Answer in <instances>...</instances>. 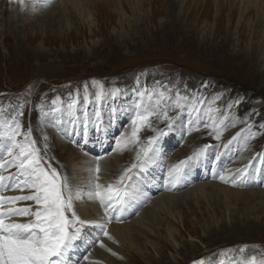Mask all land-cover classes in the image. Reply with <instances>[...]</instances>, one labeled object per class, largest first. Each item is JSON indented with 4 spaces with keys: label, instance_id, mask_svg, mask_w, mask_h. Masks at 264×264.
<instances>
[{
    "label": "rangeland",
    "instance_id": "obj_1",
    "mask_svg": "<svg viewBox=\"0 0 264 264\" xmlns=\"http://www.w3.org/2000/svg\"><path fill=\"white\" fill-rule=\"evenodd\" d=\"M175 2L179 12H171L172 16L165 10L162 12L161 6L154 9L147 0H138L128 6L123 3L121 9L125 19L122 27L116 14L110 20L107 13L93 4L87 7L83 20L72 16L67 25L58 27L57 21L44 20V14L56 11L60 0H0V108L7 119L23 113L18 119L25 132L31 130L45 167L50 164L68 179L70 171L63 166L67 167L68 160L81 159L78 152L89 153L97 160L105 152H114L111 144L123 128H129L127 131L131 133V118L138 107L141 104L147 107L150 97L154 103V99L162 95L161 111L168 106L167 117L171 122L178 119L176 122L193 130L191 136L198 140L183 143L186 136L178 143L173 134L175 130L168 127L169 120L163 115H153L151 126L143 127L138 133L139 142L122 149L124 154L118 160L122 162L118 172L111 165L104 169H112L111 183L115 182L116 175L133 164L136 152L147 146L149 137L168 129V134L159 138L156 145L160 151L158 158L156 162L152 161L153 167L144 177L148 187L158 184L159 180H154V176L161 161L168 163L164 169L167 171L185 161L186 155L204 149L205 161L202 157L197 160L191 182L211 180L213 177L209 173L216 164L219 170L222 168V172L227 173L225 180L230 184L233 181L249 182L245 187L264 190V45L257 64H251L249 55L255 54V42L250 43L252 36L245 25L247 18L235 16L231 19L234 5L219 1L212 3L209 10H203L198 7L201 0ZM35 5L36 9L30 12L28 9ZM105 6L108 10L115 9L110 3ZM131 7L137 11L132 13ZM158 9L161 14L154 12ZM205 12L209 13L205 15ZM253 22H256L254 17ZM101 89L105 98L98 102L95 95ZM179 111L180 117L175 118ZM206 112L208 116L205 117ZM97 113L100 115L98 120ZM46 115L51 121L45 119ZM85 119L96 121L101 127L98 130L90 125L85 135L80 123ZM232 121L240 125L229 129L228 123ZM114 123H118L116 127ZM213 125H218L221 130L218 139ZM44 137H47L46 141ZM0 151H5V147L0 146ZM111 155L113 153L109 154L110 161ZM5 159H8L6 155ZM211 162L212 166L209 165ZM4 171L15 173L16 169ZM134 184L133 189L139 188L142 193L139 195H147L144 188H134ZM76 188L86 187L79 184L72 187L73 190ZM167 191H173L169 184L156 187L144 205L141 203L132 209L125 222L136 228H132V233L140 237L139 244H119L110 255L113 259L116 256L112 263L200 264L203 258L204 264H229L238 259L247 260L251 255L257 259L264 256V213L260 208L247 211L236 205L227 208L228 212L223 210L222 214L211 210L212 216L204 211L205 205L197 208L192 207L191 202L179 201L175 206L179 212L176 220L169 214L172 211L160 208L154 209L156 214L153 210L150 214L160 221L162 218L161 223L150 221V217L139 223V216L141 219L145 208H150L153 198ZM22 194H28V190ZM27 205L35 207L32 201H20L17 206ZM97 206L101 209L99 204ZM76 210L79 214L77 206ZM113 210L110 208L109 212L113 213ZM28 219L21 217L17 221ZM165 224L179 231L173 241L166 237ZM188 229L197 232L190 233ZM88 230L84 235L86 239L83 237L77 243L68 264L87 262L91 259L87 254L95 249L99 239L101 242L105 239L98 230ZM158 232L163 233L161 237L156 236ZM242 247L243 253L240 252ZM86 257L88 259L84 261ZM99 261V264L111 263H108L109 257L93 262L98 264Z\"/></svg>",
    "mask_w": 264,
    "mask_h": 264
},
{
    "label": "snow or ice",
    "instance_id": "obj_2",
    "mask_svg": "<svg viewBox=\"0 0 264 264\" xmlns=\"http://www.w3.org/2000/svg\"><path fill=\"white\" fill-rule=\"evenodd\" d=\"M96 100L102 101L105 94L101 89L95 95ZM87 100V97H85ZM149 106L141 104L136 114L131 118V133L116 140L117 148H127L131 143H138V133L145 126H151L150 117L163 115L167 117V107L161 111L163 96L150 97ZM3 109L0 108V146L5 151H0V171L14 167L15 173L8 176L0 174V191L28 190V194L16 196L0 195V264H68L71 254L77 243L81 241L88 228L98 230L105 237L111 238L107 231V223L111 217L109 209L122 207L130 200L137 199L139 193L133 189L132 179L136 174L133 170L144 171L148 165L159 155L156 146L158 140L165 133L157 132L155 137H149L147 146L136 153V161L116 179L115 184L109 183L106 187L98 182H90L87 189L76 188L69 185L67 178L62 177L57 169L49 164L44 166L41 149L31 136V130L25 132L18 119L23 113L19 112L11 119L5 118ZM97 120L99 119V113ZM81 131L87 135L89 126L101 127L100 123L91 119L80 122ZM217 131L218 139L221 130L218 125H213ZM75 130V129H74ZM240 134L237 133V136ZM45 141L47 137H44ZM236 137H233V140ZM46 148V144H45ZM204 149L197 150L186 161H181L169 170L171 183H178L184 176V166L191 160H198ZM5 155L8 159H5ZM93 177L99 180L100 167L96 165ZM221 180L225 177L221 176ZM87 198L96 201L104 209L108 221L97 223L82 219L76 210V202ZM20 201H32L35 205L17 206ZM29 217L25 222L13 220L12 217ZM104 245L101 243L100 245ZM245 249L242 247L240 252ZM200 264H204L201 258ZM237 264H264V256L257 259L239 261Z\"/></svg>",
    "mask_w": 264,
    "mask_h": 264
},
{
    "label": "bare ground",
    "instance_id": "obj_3",
    "mask_svg": "<svg viewBox=\"0 0 264 264\" xmlns=\"http://www.w3.org/2000/svg\"><path fill=\"white\" fill-rule=\"evenodd\" d=\"M137 1L138 0H60V5L56 8V11L52 10L53 11V12L51 11L52 13L50 11L49 12L46 11V14H44L45 12H43V14L45 15L44 16V20H47L50 23H53L54 21H57L58 23L56 22V25L58 27L61 24L67 25L68 21L71 19L72 16L75 17V18H76V16H78L79 19L83 20L84 15L87 14V10H88L87 7L90 6V5L96 4L97 7L99 6L98 8H100L103 11V13H107V16L110 18V20L113 19L114 18V14H116L118 16V18H120V21H118V22H119V24L122 27V25H123V21L122 20L125 19V12H123V10L121 9L122 4L125 3V5L128 6V5H132L133 3H136ZM147 1L151 3V6H153L154 9H157V8H159L161 6L162 12L165 10V11H167V14L170 15V16H172L171 12L172 13L179 12L178 6H177L175 0H147ZM219 1H223V3L226 4V5H228V4H231V6L234 5V7L231 8V19H234L235 16H239L240 18L241 17L247 18L246 20H248V21L245 23V25L247 26L246 27V31L248 32L249 35L252 36L253 40L251 39L250 43H254L255 42V47H256L255 54L252 55V56L249 55L250 58L249 57H247V58H249L251 64L252 63L253 64H257V62H258L257 61V59H258L257 57H259L258 55L260 54V51L262 50V47L264 45V0H201V2L199 3L198 7L202 8L203 10L204 9H208L209 10L210 5L212 3H218ZM108 3H110L112 6H114L115 9L108 10L107 7L105 6V5H108ZM34 9H36V5L32 6L28 10L34 11ZM69 11L72 12L73 15L71 13H69ZM130 11H132V13L136 12L137 8L131 7ZM154 12H157L158 14L162 13L161 10H159V9L156 10V11L154 10ZM208 13L209 12H205L204 14L207 15ZM31 14L33 15V13H31ZM54 14H56L54 16L55 18L50 20V17L52 18V15H54ZM33 17H35V16H33ZM253 17H254V20L256 22H253ZM240 18H238V19H240ZM34 19H35V21H39L38 18H33V20ZM44 23H45V21H44ZM238 24L239 23H237V27H238ZM47 25L49 26V23ZM72 40H73V38H72ZM187 105H188V101H187ZM204 115H205V117L208 116L207 112ZM53 117H54V115H53ZM176 118H179V117H176ZM45 119L46 120L48 119L49 121H51V119L49 117H47V115H46ZM206 119H208V118H206ZM177 120L178 119H174V121L171 122V125L168 124V127H172L175 130L173 134H175V139L177 140L178 143H180L179 139L181 137H182V140H183V138H185L186 136L187 137L185 139H187V140H190V141L198 140L196 138H192V136H191L192 132L190 133L191 129L183 128L179 121L176 122ZM103 121H104V118H103ZM122 121H124V119H122ZM117 124L118 123H114L113 125L116 127ZM202 124H204V123H202ZM228 124H229L228 127L230 126L229 129H232L233 127H235V129H236L240 125V123H239V125L238 124L237 125L234 124L233 121L231 122V124L230 123H228ZM200 127H202V126H200ZM128 129L129 128H126L125 130L123 129V132L119 133L118 136L128 135L126 133ZM183 129H185V131ZM203 129H204V125H203ZM153 130H154V128H153ZM157 131L158 130H156L155 132H157ZM109 132H110V130H109ZM163 132L165 133L164 134V137H165V135L168 134V129L165 130V131L163 130ZM96 135H97V132H96ZM118 136L115 139V141L111 144L112 150L114 151L113 155H111L113 157L111 159V161L109 160L110 158H108V157H109V154H112V153H109V151L105 152L104 157H103L101 162H96L95 160L92 159V157L89 155V153H86L84 151H82L84 153V155L82 153L78 152L79 154L82 155L81 159H79L78 161L77 160L73 161V160L66 159V160H68L67 161V167L65 168L63 166V168L65 170H69L70 171V173L67 174V177H68V179L70 178L69 181L72 183V185L76 186V185L79 184V185H82V186L86 187L85 189H87L89 187L90 182H92V183L98 182V183H100L101 185H103L105 187L109 184V183L105 184V182H107V180H108L107 178L109 177V175H111V170L112 169H108V171H105L104 169H107L106 166L109 167L111 165V167H112L113 164L117 167V165H118L117 160H119L121 155L124 154L122 152V149H125V148H117L116 140L119 139ZM94 137H96V136H94ZM186 147H189V145L186 146ZM188 151L189 150H187V152ZM134 152H136V149H135ZM134 152H130V155L131 154L134 155ZM102 153H104V152H102ZM192 155L193 154L186 155L185 156V158H186L185 161L187 160L188 157H191ZM69 157H70V155H69ZM201 157H202V161H205L206 156L204 154H202L200 156V158ZM157 158H158V156L154 159L155 162H156ZM181 158L182 157L178 156L177 159L181 160ZM108 160L110 162L106 163V161H108ZM134 161H136V156H134ZM134 161H133V163H134ZM97 164H99V167H100V172L98 174L99 175V180L98 181H94L93 177L96 175V173L94 172V169H95ZM152 164L153 163L151 162L148 165V167L146 168V170H144V171L134 170V173H136L133 176V179H132V181L135 183L134 184V188L137 187V186H140L141 188H144V190L147 191V195H139V197L137 199L131 200L133 202L132 206H137L136 204H141V203H143V205H144L146 203V201L151 197L150 196V192L154 191V189L156 187L161 188V187H163V185L169 184V189H172L173 191H167L166 194H160L159 196H156V198L154 197L153 201L149 205L150 208H148V209L145 208V210H144L145 213L142 215L141 219H140V216H139V218H138L139 219V223L144 222L143 218L147 220L148 217H150V221H154L155 223L157 222V224L161 223L162 222V218H161V221H160L158 217L154 216V214H150V213H152V210L154 211V209H160V208L161 209L164 208L166 211H172L169 214H170V216L172 218H174V220H176L177 216H179V212L176 211V209L178 207L176 208L175 206L177 205V202H179V201H181L182 203L191 202L192 203V207L196 206L197 208L202 207V205H205V207L203 208V209H205L204 211L206 213L210 212L212 216H213L212 211H216V212L222 214L223 210L227 211V208L236 207V205H241V207L246 209L247 211L251 210V209L255 210V209L260 208L261 212L264 213V190H261L259 188H258L259 189L258 190V189H250V188L245 187V185L248 184L249 182L245 184L244 182L234 183V181H233L232 182L233 184H230L228 180H225V179L221 180L220 179L221 176L227 178V176H226L227 173L226 172H222V168L219 170V168L216 166V164H214L212 166V162L209 164V165L212 166L211 171L209 173V176L213 177L211 180L200 181L198 183L191 182L192 177H193L195 171L197 170V166H198L197 160H191L184 166L183 170H184L185 174H184L183 178L180 180V183L179 184H174V186H170L172 184L170 182V180H169V170L171 169V167H169L167 169V171H164L165 167L168 166L167 165L168 163H165L164 161H161L159 167L156 168L157 173L154 176V180H159L158 184L156 186L151 185L150 187H148L149 183L147 182V180L144 177H146L147 173L153 167ZM131 165L132 164H129V166H131ZM80 167L82 168L81 170H79ZM126 168H128V167H126ZM77 170H79V171H77ZM225 171H227V170H225ZM0 174L5 175V176L9 175V173H6V172L5 173L1 172ZM248 176H250V175H248ZM118 177L119 176H116V179ZM263 178H264V176H263ZM112 183H115V182H112ZM251 183H252V181H251ZM193 185H195V186H193ZM262 186H264V185H262ZM190 187H192V189L185 191L186 189H188ZM176 189L177 190L180 189V191H176ZM135 191H137L139 194H142V193H140V189L139 188L135 189ZM182 191H185V193L182 192ZM260 191H263V192L260 193ZM180 192H182V193H180ZM19 193L22 194L21 191H19ZM10 194H12V196L19 195L18 191H12V190L0 191V195H2V196L8 197ZM146 196H148V197H146ZM86 200L87 199H83L81 201H77L76 202V206H77V208H79L78 211H79V214L81 215V218L82 219L89 218L90 221H94V222H97V223H98L99 219L101 218V221L103 222V219H102L101 215H102L104 209L102 207H101V209H99L98 206H93L94 203L96 202L94 200L89 202L90 203V208H88ZM126 204L127 203H125L122 206L123 210H121L119 207H116L117 211H116L115 215H120V214H123V216L129 215L132 207H130V206L129 207L128 206L125 207ZM256 206H259V207H256ZM99 207H100V205H99ZM114 211H115V209L113 210V212ZM198 211H199V209H198ZM155 212L156 211H154V213ZM90 213H92L91 217L89 216ZM180 213H182V212H180ZM157 214H158V212H157ZM186 214H187V212H186ZM202 215H203V213H202ZM211 215H209V216H211ZM15 217H19V216H15ZM159 217H160V215H159ZM181 218L182 217L180 216V220H181ZM117 219L115 218L114 222L109 225L110 228H107V231H108L109 236L111 238L109 239L108 237H105L103 235L102 237H105V239H103L102 242L99 240L100 244H98L99 243V241H98L97 245L95 246V249L90 254H88L87 257H90L91 259H88V258L84 259V261H87V259H88V261L84 262L82 264H92V263L95 264L93 262L94 260L98 261L100 259H105L107 257L110 258V261H108V263H110L111 261H116L115 260L116 256L113 259L112 257H110V255H112V250L113 249L116 250L118 248L117 246L119 244L128 243V244H130V246L135 245V244H139L137 241H138V238L140 239V237L138 235H136L135 232H134V234L132 233V230H133L132 228L134 227L132 225V223L129 224V223L125 222L126 220L125 221H120L119 218H117ZM220 219H221V215L217 218L216 222L219 223ZM216 222H214V223H216ZM203 223H205V222H203ZM162 224L164 225V223H162ZM152 225L153 224H151V227H153ZM165 227L167 229L166 230V237L170 241L171 240L173 241L174 239H176L177 236H178L179 231H177L176 229L174 230L173 228H171L169 226V224H167V226L165 224ZM154 228H155V226L153 227V229ZM209 228H212V225H210ZM89 230H91V228ZM149 230L152 231V228L149 229ZM188 230H189L190 233H196L197 232V230H195V229H188ZM95 234H97V232ZM162 234L163 233L158 232L156 234V236L161 237ZM144 239H146V238H144ZM104 240H106V241H104ZM101 243L104 245L103 247L100 246ZM151 244H152V242H151ZM78 250H79V248H78ZM144 250H146V248ZM76 251H77V249H76ZM178 255H180V253ZM239 261L240 260L238 259L236 262L230 263V264H237V262H239ZM97 263L99 264L100 261L97 262ZM110 264H114V263L111 262Z\"/></svg>",
    "mask_w": 264,
    "mask_h": 264
}]
</instances>
